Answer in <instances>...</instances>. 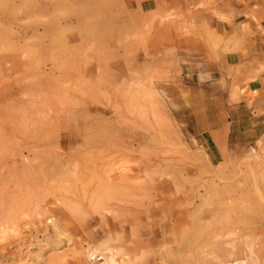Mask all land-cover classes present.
I'll list each match as a JSON object with an SVG mask.
<instances>
[{"label":"rangeland","instance_id":"1","mask_svg":"<svg viewBox=\"0 0 264 264\" xmlns=\"http://www.w3.org/2000/svg\"><path fill=\"white\" fill-rule=\"evenodd\" d=\"M263 4L0 0V264H264V83L227 56ZM196 42L232 83H183Z\"/></svg>","mask_w":264,"mask_h":264},{"label":"crops","instance_id":"2","mask_svg":"<svg viewBox=\"0 0 264 264\" xmlns=\"http://www.w3.org/2000/svg\"><path fill=\"white\" fill-rule=\"evenodd\" d=\"M200 1V0H198ZM227 3L228 0H226ZM221 5V4H219ZM257 15L264 14V4L260 6L256 11ZM239 25L238 37L240 38L239 43H230V48L238 49L239 51H232L229 53V59H231L236 65L241 63L242 53L240 49H244L248 55V63L243 76L238 79L235 78V83H247V86L244 90L248 89L250 92H255L261 89L262 83H264V73L257 74L253 79L246 80L252 74V68L254 65H251L250 61L254 56L262 58L261 54H264V18L260 21L257 19H241ZM237 23L234 22V25ZM235 27V26H233ZM232 28L228 24L217 23L215 24V30L220 35H225L224 32L232 31ZM236 44V46H235ZM219 55H222L219 53ZM211 53L208 47L202 43H190L187 49H184L182 54H180V70L183 83H195V85H205L207 83H232V79L227 78V58L216 60L211 57ZM228 62V60H227ZM251 66V67H250ZM243 79V80H242ZM219 86V85H217ZM211 87V86H210ZM216 87V86H215ZM244 87V86H242Z\"/></svg>","mask_w":264,"mask_h":264},{"label":"bare ground","instance_id":"3","mask_svg":"<svg viewBox=\"0 0 264 264\" xmlns=\"http://www.w3.org/2000/svg\"><path fill=\"white\" fill-rule=\"evenodd\" d=\"M55 220V219H54ZM53 220V221H54ZM52 222V221H51ZM55 222V221H54ZM55 224V223H54ZM57 229V228H56ZM19 248V247H18ZM93 252V251H92ZM94 253V252H93ZM93 253H91V257H94V255H93ZM95 254V253H94ZM90 257V258H91ZM21 263V262H20ZM100 264H106L105 262H103V263H100ZM115 264H116V262H115ZM221 264H230V263H221ZM236 264H246V262H244V261H241V262H238V263H236Z\"/></svg>","mask_w":264,"mask_h":264}]
</instances>
